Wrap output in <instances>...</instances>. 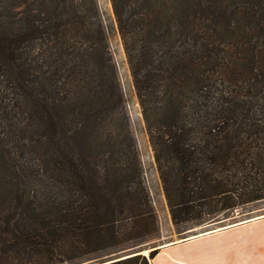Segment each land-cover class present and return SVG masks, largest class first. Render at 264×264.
Returning <instances> with one entry per match:
<instances>
[{
	"label": "trees",
	"instance_id": "1",
	"mask_svg": "<svg viewBox=\"0 0 264 264\" xmlns=\"http://www.w3.org/2000/svg\"><path fill=\"white\" fill-rule=\"evenodd\" d=\"M112 4L174 223L264 199V0ZM159 230L99 0H0V264Z\"/></svg>",
	"mask_w": 264,
	"mask_h": 264
},
{
	"label": "rangeland",
	"instance_id": "2",
	"mask_svg": "<svg viewBox=\"0 0 264 264\" xmlns=\"http://www.w3.org/2000/svg\"><path fill=\"white\" fill-rule=\"evenodd\" d=\"M99 4L108 29L111 48L118 65L132 129L137 138L140 149L146 184L150 190L152 201L158 214V222L160 227V230L156 235L141 241V243L134 247L124 249L119 252V254L111 256L107 259L115 257L121 259L135 254H142L146 255L152 263V252L154 250L159 251L161 246L167 241L185 239L187 237L206 233L214 229L231 226L245 218L264 215V199H262L224 212L220 214L218 219L214 222L208 221L202 224L182 223L179 226L174 223L157 166L155 153L147 131L142 107L133 82V76L125 52L123 40L115 19L112 0H99ZM93 263L94 262L88 264Z\"/></svg>",
	"mask_w": 264,
	"mask_h": 264
},
{
	"label": "crops",
	"instance_id": "3",
	"mask_svg": "<svg viewBox=\"0 0 264 264\" xmlns=\"http://www.w3.org/2000/svg\"><path fill=\"white\" fill-rule=\"evenodd\" d=\"M152 264H264V215L167 241Z\"/></svg>",
	"mask_w": 264,
	"mask_h": 264
}]
</instances>
